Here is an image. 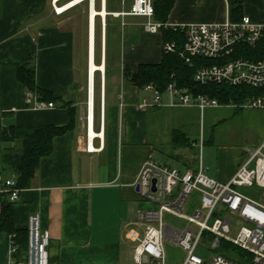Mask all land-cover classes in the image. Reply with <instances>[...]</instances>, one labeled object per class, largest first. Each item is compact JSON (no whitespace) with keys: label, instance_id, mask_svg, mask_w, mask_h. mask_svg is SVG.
Segmentation results:
<instances>
[{"label":"crops","instance_id":"1","mask_svg":"<svg viewBox=\"0 0 264 264\" xmlns=\"http://www.w3.org/2000/svg\"><path fill=\"white\" fill-rule=\"evenodd\" d=\"M74 1L0 0V177L17 181L22 165V141L12 138L11 130L67 127L71 117L64 105L71 103L76 112L73 127L53 139V152L42 158L32 185L21 189L13 204L14 226L27 230L29 215L42 214L43 227L52 236L50 264H130L137 242L129 233L144 236L138 215L145 205L133 185L155 148L143 133L147 110L138 106L145 93L126 80L124 72L136 74L143 65L160 64L164 35L147 32L144 18L114 16L128 12L134 0L93 4L82 0L60 15L55 13L54 6ZM239 4L242 11L235 18L232 10ZM243 16L263 22L264 0H174L167 23H222ZM92 25L93 63L99 68L94 75L92 133L101 134L94 140L87 137L86 121ZM21 65L35 71L37 87L63 100L53 102V109H31L26 99L29 91L18 77ZM89 145L94 151L88 150ZM238 167L216 179L229 181ZM3 199L0 194L1 203ZM8 245L9 234L0 233V264H9Z\"/></svg>","mask_w":264,"mask_h":264},{"label":"built area","instance_id":"2","mask_svg":"<svg viewBox=\"0 0 264 264\" xmlns=\"http://www.w3.org/2000/svg\"><path fill=\"white\" fill-rule=\"evenodd\" d=\"M56 1V0H55ZM92 4L95 0H88ZM155 0H134L128 12L114 16H133L146 19L144 28L152 34L172 29L184 34L181 50L176 42L163 44V54L179 53L190 67L196 66L194 81L200 85L219 84L229 87L247 86L264 91V21L255 22L249 16L241 20L228 19L222 23L170 24L155 19ZM54 6L55 13L65 12V7ZM252 52L251 56L246 54ZM197 59V62L195 61ZM104 77V73H103ZM165 92L153 85L141 89L145 97L139 108L196 107L203 113L208 108L221 106L264 110V92L251 96L244 103L222 104L206 94H194L180 89L172 76ZM169 97L164 103V97ZM27 104L35 111L54 108V103L40 101L34 93L27 94ZM88 139L93 134L94 89L88 86L87 116ZM104 99L101 107V129L104 131ZM88 150L94 151L89 145ZM141 201L156 205L141 210L138 223L144 227V236L130 232L137 242L133 262L130 264H168L164 242L179 246L186 253L182 264H238L225 257L220 250L228 243L252 256L253 264H264V142L255 151L247 152V159L227 182L209 176L202 158L198 169L181 171L158 161L153 154L144 161L133 185ZM138 189V190H137ZM258 189V191H251ZM21 189L13 178L0 177V194L12 203L20 198ZM3 206L0 202V217ZM182 219L187 223L178 229L164 221V215ZM28 244L24 256L17 259L19 251L16 234L9 235V264H50L51 232L43 227L40 212L27 220ZM204 251V256L197 254Z\"/></svg>","mask_w":264,"mask_h":264},{"label":"rangeland","instance_id":"3","mask_svg":"<svg viewBox=\"0 0 264 264\" xmlns=\"http://www.w3.org/2000/svg\"><path fill=\"white\" fill-rule=\"evenodd\" d=\"M250 5L255 6L253 3ZM84 51L82 65L86 84L87 47ZM96 100L98 104V84ZM168 100L166 95L163 101L167 103ZM175 131L180 134L176 144ZM143 133L155 148L153 156L158 161L186 171L188 168L198 169L202 158L207 174L216 179L220 173L244 164L248 151L260 148L264 142V110L221 106L208 108L202 113L196 107H153L147 110L143 118ZM141 202L145 205L141 210L156 207L153 203ZM164 221L178 229L187 226L185 221L169 214L164 215ZM164 249L168 264L184 262L186 253L179 246L166 240ZM197 254L205 255L204 251Z\"/></svg>","mask_w":264,"mask_h":264},{"label":"trees","instance_id":"4","mask_svg":"<svg viewBox=\"0 0 264 264\" xmlns=\"http://www.w3.org/2000/svg\"><path fill=\"white\" fill-rule=\"evenodd\" d=\"M174 0H155V19L161 22H167V16L173 7ZM242 5H235L232 10L233 16H240ZM242 17L235 20H241ZM164 41L176 42L178 50H181L185 41L184 34L180 31L167 29L163 31ZM249 51V50H247ZM251 56L252 52H246ZM197 62V59L195 60ZM196 66L190 67L179 56V53L163 54L162 62L158 65H143L139 72L134 74L125 69L124 77L133 85L143 89L148 85L155 86L161 92H165L172 76L180 89H187L194 94H206L212 98L218 99L222 104H241L248 97L256 96L263 93V90H255L247 86L229 87L219 84L200 85L194 81V73ZM19 80L24 84L29 92L36 94L40 101L53 103L61 97L40 89L36 86L35 71L26 65L18 68ZM63 100V99H62ZM65 107L69 109L71 123L67 127L58 128L55 126H42L32 128H13L11 130L12 138L22 141V165L17 170V186L20 189L29 188L39 168L42 158L49 156L53 152V139L57 136L65 134L73 127L75 119V110L71 107V103L66 102ZM174 143H178V131L174 134ZM185 140V138H184ZM186 141V140H185ZM184 142V141H183ZM184 144V143H183ZM13 204L7 196L3 199V211L0 217V233L16 234V243L19 251L16 257L22 258L26 252L28 244L27 230H17L14 226ZM220 252L227 258L234 260L238 264H253L252 256L228 243L222 245Z\"/></svg>","mask_w":264,"mask_h":264},{"label":"bare ground","instance_id":"5","mask_svg":"<svg viewBox=\"0 0 264 264\" xmlns=\"http://www.w3.org/2000/svg\"><path fill=\"white\" fill-rule=\"evenodd\" d=\"M81 2L82 0H76V1H74L73 2V4L71 5V6H73V5H75L76 4V2ZM77 2V3H78ZM92 4H93V2H92ZM71 6H68V7H65V11L67 10V9H69ZM95 15H96V12H93V14H92V19H93V22H94V17H95ZM93 44H94V34H93V25H92V31H91V46H92V48H91V51H92V55H91V58H92V60H90L91 61V72H90V77H91V87H92V89H94V75H95V73H96V71L97 70H99V68H98V66L97 65H95L94 63H93V51H94V46H93ZM101 70H103V68H101ZM92 133V132H91ZM94 133H92V135H93Z\"/></svg>","mask_w":264,"mask_h":264},{"label":"water","instance_id":"6","mask_svg":"<svg viewBox=\"0 0 264 264\" xmlns=\"http://www.w3.org/2000/svg\"><path fill=\"white\" fill-rule=\"evenodd\" d=\"M138 190V189H137Z\"/></svg>","mask_w":264,"mask_h":264}]
</instances>
